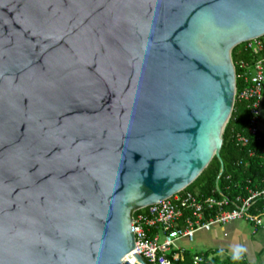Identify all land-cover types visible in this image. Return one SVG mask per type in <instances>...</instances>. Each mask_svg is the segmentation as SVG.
<instances>
[{
  "label": "water",
  "instance_id": "obj_1",
  "mask_svg": "<svg viewBox=\"0 0 264 264\" xmlns=\"http://www.w3.org/2000/svg\"><path fill=\"white\" fill-rule=\"evenodd\" d=\"M264 0H0V264H152L133 212L222 149Z\"/></svg>",
  "mask_w": 264,
  "mask_h": 264
},
{
  "label": "built area",
  "instance_id": "obj_2",
  "mask_svg": "<svg viewBox=\"0 0 264 264\" xmlns=\"http://www.w3.org/2000/svg\"><path fill=\"white\" fill-rule=\"evenodd\" d=\"M244 49L251 51L254 62H238L242 72L237 73V82L238 79H243L245 86L240 92L237 87L236 99L239 97L249 103L251 121L248 135L237 134L236 139L238 143L245 145L254 137L256 142L262 144L259 150L264 155V132L261 130L264 106V36L244 43ZM256 154L255 150L249 152L251 157ZM227 179L232 180V176ZM262 183L264 184V179ZM244 190L234 198L225 194H222V198L214 195L201 198L199 192L185 189L170 199L134 211L133 227L137 250L141 254L147 253L152 264H174V260L181 258L184 252L178 242H194L200 232H210L215 227H223L239 220L248 221L258 229L262 228L264 208L258 205L259 202H264V186L253 187L250 179ZM175 248L182 251L175 253L173 259H170L169 255ZM204 261V256L194 255L195 264Z\"/></svg>",
  "mask_w": 264,
  "mask_h": 264
},
{
  "label": "trees",
  "instance_id": "obj_3",
  "mask_svg": "<svg viewBox=\"0 0 264 264\" xmlns=\"http://www.w3.org/2000/svg\"><path fill=\"white\" fill-rule=\"evenodd\" d=\"M234 62L237 66V73L242 69L238 65L240 60L248 63L254 62L251 51L244 49V44L235 48L233 52ZM245 86L243 79H238V92ZM251 121V110L249 103L237 97L234 112L225 131L224 146L222 149V158L225 162V173L220 180V186H217V179L221 171V163L218 158H214L209 167L203 174L187 188L190 192H199L201 198L217 196L222 198V194L235 197L240 192H244L247 181L252 180L253 187L264 186V155L260 152L261 143L256 142L251 137L248 144L237 142L236 135H248V126ZM251 150L257 151L254 157L249 155ZM232 176V180H228ZM230 187V189H228ZM219 189V190H218ZM259 207L264 208V202H259ZM174 251L169 255L173 259ZM204 256L205 261L201 264H251L247 257L243 255H224L220 250L211 249L204 253H197ZM194 253L184 250L182 257L174 260V264H195Z\"/></svg>",
  "mask_w": 264,
  "mask_h": 264
},
{
  "label": "rangeland",
  "instance_id": "obj_4",
  "mask_svg": "<svg viewBox=\"0 0 264 264\" xmlns=\"http://www.w3.org/2000/svg\"><path fill=\"white\" fill-rule=\"evenodd\" d=\"M226 236L231 234L235 230V234L238 235L236 240L222 241L219 238L210 240L209 236L212 237L217 231L218 227H215L214 231L205 233L200 232L196 235L194 242L189 240H183L180 243V249L190 251L191 253H204L211 249H218L224 255H246L249 259L252 256L257 257L258 251H260V257L252 258L254 264H264V251L261 250L262 237L261 233H257L258 228L248 221H234L225 225ZM264 229V226L262 227ZM175 251H182L174 249Z\"/></svg>",
  "mask_w": 264,
  "mask_h": 264
},
{
  "label": "crops",
  "instance_id": "obj_5",
  "mask_svg": "<svg viewBox=\"0 0 264 264\" xmlns=\"http://www.w3.org/2000/svg\"><path fill=\"white\" fill-rule=\"evenodd\" d=\"M261 130H262V132H264V106H263V119H262V122H261ZM225 227L226 226H223V227H218V231L214 234V235H212V237L211 236H209V239L210 240H212V239H215V238H219V240H222V241H231L232 242V240H236L235 238H238V235L237 234H235V230H233L232 232H231V234H229V235H227L226 236V230H225ZM215 229V228H214ZM214 229L212 230V231H214ZM212 231H210V232H212ZM258 232L257 233H261V239H262V246H261V250H263L264 251V229H262V228H260V229H258L257 230ZM205 233H208V232H204V234ZM209 234V233H208ZM206 235V234H205ZM182 241H180V242H178V245L179 246H181L180 245V243H181ZM257 255V257H254V256H252L251 257V259H249L246 255H243V256H245V257H247V259L249 260V262L251 263V264H254L251 260H252V258H258V257H260L261 255H260V251H258V253L256 254Z\"/></svg>",
  "mask_w": 264,
  "mask_h": 264
}]
</instances>
